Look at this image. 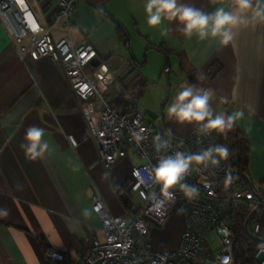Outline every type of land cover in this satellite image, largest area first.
<instances>
[{"label": "crops", "instance_id": "1", "mask_svg": "<svg viewBox=\"0 0 264 264\" xmlns=\"http://www.w3.org/2000/svg\"><path fill=\"white\" fill-rule=\"evenodd\" d=\"M26 1L41 24L56 10L55 0ZM185 2L207 12L229 7V0ZM145 4L146 0H78L70 22L57 25L52 36L69 38L74 45L91 44L110 72L133 56L141 80H128L125 73L100 91L110 101L117 97L133 100L137 111V98L155 80L147 70L149 58L164 62L159 72L165 71L173 82L156 115L158 130L177 140L195 127L166 116L165 108L181 84L212 90L211 104L217 113L244 110L235 128L249 144L248 178L259 185L264 180V25L241 27L234 41L222 46L215 40L199 41L195 35L186 39L177 24L166 19L149 27ZM118 25L127 36L126 44L116 32ZM215 64L219 68L209 75ZM95 70L91 64L85 66L88 75L93 76ZM32 125L45 130L43 139L51 148L50 154L36 161L27 160L20 147ZM141 162L130 155L106 169L63 65L49 57L20 56L0 23V209L9 213L0 217V264H56L48 250L72 263L94 236L102 237L101 219L91 205L95 191L113 215L131 216L132 204H141L130 177L131 167ZM183 228L181 208L174 206L165 225H152L151 249H173Z\"/></svg>", "mask_w": 264, "mask_h": 264}, {"label": "built area", "instance_id": "2", "mask_svg": "<svg viewBox=\"0 0 264 264\" xmlns=\"http://www.w3.org/2000/svg\"><path fill=\"white\" fill-rule=\"evenodd\" d=\"M77 1L55 0L54 14L46 24H41L26 0H2L0 23L20 56L49 57L63 65L103 166L110 169L118 159L134 155L142 162L131 167L130 177L136 185L138 181L133 173L138 171L145 183L136 188L141 204H132L131 216L111 214L101 195L95 191L91 205L101 219L102 237L94 236L89 247L79 251L72 263L64 261L59 252L48 250V257L56 264H223L225 258L228 264H238V222L243 213L250 211L243 243L249 246L254 243V246L247 264H264V251L257 247L264 244V239L256 237L261 233L264 221L250 219L259 208L264 209V190L258 184L242 180L234 159L230 157L221 161L219 167L204 169L193 165L186 183L199 189L198 199L189 201L178 188L173 189L175 199L164 204V214L151 211V193L156 192L157 198H161L159 185L153 184L151 176V169L161 156L153 146V137L160 134L169 139L171 146L167 154H171L175 151L196 153L210 145L222 144L221 135L214 132L210 136L198 137L194 127L177 140L159 132L158 117L146 118L135 109L124 112L113 107L98 87L102 78L96 79L85 71V66L96 56L95 48L89 43L74 45L69 38L54 39L52 36L57 25L70 22ZM140 129L145 130L146 139L137 145L132 132ZM70 143L76 145L72 136ZM197 167L199 171L195 170ZM227 177L232 178V183L226 186ZM141 192L145 193L144 197ZM174 206H179L184 216V228L178 242L173 249L153 251L151 227L165 225ZM209 232H214L220 242L215 250L208 242Z\"/></svg>", "mask_w": 264, "mask_h": 264}, {"label": "clouds", "instance_id": "3", "mask_svg": "<svg viewBox=\"0 0 264 264\" xmlns=\"http://www.w3.org/2000/svg\"><path fill=\"white\" fill-rule=\"evenodd\" d=\"M216 0H213L215 3ZM146 22L149 27H156L166 19L175 22L178 30L186 39L194 35L199 41L215 40L222 46L230 45L237 35V29L249 26L255 28L264 25V0H229V7H217L212 12L197 8L185 0H146L145 4ZM202 79V77H200ZM214 93L210 89L197 87L195 84H181L175 98L165 108L166 116L170 121L177 124L194 125L197 136H210L212 133L227 136L237 123L245 116L242 109L228 114L226 112H215L211 101ZM144 129L132 132V138L139 145L146 139ZM45 130L35 125L29 126L25 133V143L20 145L24 151L25 158L29 161L43 159L50 154L51 148L47 140L43 139ZM73 144L75 142L73 141ZM153 146L161 156L158 162L151 169L152 182L159 185V196L152 192L150 199L153 202L151 211L157 215L164 214V204L174 201L177 189L182 192L184 198L189 201L198 199L199 189L186 183V178L191 175L193 165L202 166L207 169L219 167L221 161H227L230 156V149L224 144L210 145L196 153L175 151L167 154L170 148V140L164 139L160 134L153 137ZM199 171L200 168L195 169ZM139 189L145 183L141 174L134 171ZM225 185L232 183V178L225 179ZM142 197L145 196L141 192ZM7 209H0V217L8 215ZM89 213L85 211V215ZM264 251V244L257 246ZM223 264H228L225 258Z\"/></svg>", "mask_w": 264, "mask_h": 264}, {"label": "trees", "instance_id": "4", "mask_svg": "<svg viewBox=\"0 0 264 264\" xmlns=\"http://www.w3.org/2000/svg\"><path fill=\"white\" fill-rule=\"evenodd\" d=\"M116 32L122 42L125 44L127 43V36L124 32V29L118 25L116 27ZM219 68V65L215 64L210 66L209 75H213L217 69ZM111 105L113 107H116L124 112H129L134 109L135 102L133 100H128L123 97H117L114 100H112ZM221 143L228 146L230 149V158L234 159L235 166L237 167V171L239 176H241V179L245 182H249L248 173H247V165L249 160V144L247 142V139L245 136H243L242 133L235 127L227 133V136L221 135ZM260 188H264V180H262L259 184ZM264 190V189H262ZM250 214V211L247 212V214H242L239 218L238 222V229L237 233L239 236V239L237 241V260L238 264H247L251 250L253 249L252 246H254V243H251L249 246L247 243L244 244L243 241L246 236V218ZM254 215H251V220L254 218ZM249 219V220H250Z\"/></svg>", "mask_w": 264, "mask_h": 264}, {"label": "rangeland", "instance_id": "5", "mask_svg": "<svg viewBox=\"0 0 264 264\" xmlns=\"http://www.w3.org/2000/svg\"><path fill=\"white\" fill-rule=\"evenodd\" d=\"M141 55L144 58L145 52L142 51ZM163 64L164 62L160 63L156 60L155 56L149 58V61L147 62V70L150 75L155 77V80L146 84V92L141 94V96L136 100V108L138 111L142 114L145 113V115L149 118L156 117V115L159 114L161 106L163 105V100L166 99V95L168 93V84L173 82V78H170L169 80L165 71L159 72L160 68L162 70ZM106 99L109 100L108 97H106ZM166 101L167 100H165V104ZM254 220L264 221V209L259 208V210L254 215ZM256 237L259 239H264V223H262L261 233L256 235ZM207 239L213 250L220 246V242L214 232H209Z\"/></svg>", "mask_w": 264, "mask_h": 264}, {"label": "water", "instance_id": "6", "mask_svg": "<svg viewBox=\"0 0 264 264\" xmlns=\"http://www.w3.org/2000/svg\"><path fill=\"white\" fill-rule=\"evenodd\" d=\"M94 68H96L93 76L96 79H101L98 87L100 90H104L107 85L113 84L115 81H118L123 74H127L128 80L135 79V83H138L141 78L138 77V70L139 67L138 63L134 60L133 56L130 57V60L127 64L120 67L117 71L110 72L108 71V67L102 63V61L95 56L91 62ZM125 84V81L123 82Z\"/></svg>", "mask_w": 264, "mask_h": 264}]
</instances>
